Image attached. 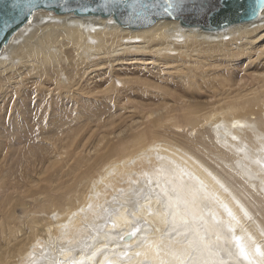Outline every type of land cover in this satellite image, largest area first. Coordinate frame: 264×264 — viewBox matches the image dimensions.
<instances>
[{
	"label": "bare ground",
	"instance_id": "bare-ground-1",
	"mask_svg": "<svg viewBox=\"0 0 264 264\" xmlns=\"http://www.w3.org/2000/svg\"><path fill=\"white\" fill-rule=\"evenodd\" d=\"M229 17L132 28L99 10L50 8L0 32V264H54L67 247L77 258L101 248L87 264H117L111 250L127 253L118 264H260L264 14L221 26ZM158 170L202 181L216 218L229 221L226 204L239 221L234 236L170 237L155 199L131 239L123 224L94 240L92 229L76 231L92 220L88 204L96 209L119 189L147 191L163 178ZM86 238L90 247L75 243Z\"/></svg>",
	"mask_w": 264,
	"mask_h": 264
},
{
	"label": "snow or ice",
	"instance_id": "snow-or-ice-1",
	"mask_svg": "<svg viewBox=\"0 0 264 264\" xmlns=\"http://www.w3.org/2000/svg\"><path fill=\"white\" fill-rule=\"evenodd\" d=\"M97 3L98 8L92 10L103 11L117 18L126 17L127 23H135L140 20L148 21L152 18H163L165 16L178 18L179 14H182L187 8L195 9L196 7L195 0H191V2L190 0H97ZM56 6L65 7L66 0L64 3H59L58 0L56 5L52 3V0H0V32L10 33L24 21L31 23L30 18L35 17L38 11L48 10ZM249 8L252 16H261L264 14V0H252ZM79 10L89 11L90 9L87 4L81 2ZM116 22L117 20L112 21V23ZM158 171L161 172L163 178L157 179L155 187L150 186L152 181L149 180L147 191L144 188H130L127 192L124 189H119L118 194L113 195L111 201L106 200L104 204L97 205L96 209H93L91 203L88 204L87 209L92 210V220L88 222V216H85V222L76 231L83 234L92 229L95 235L90 238L94 240L96 235H99L100 229H117L123 224L131 226V231L124 233L131 239L140 231L141 223H147L146 217L139 214L146 211L148 215H152L150 205L155 199V202L160 206V210L157 211L156 215L161 218L163 223L171 225V229L167 233L170 237L173 233L176 236L183 235L186 239L190 234L199 236L201 229L205 233L209 231L216 233L226 229L228 233L234 236L235 226L232 222L235 221L236 224H239V221L226 204L222 206L227 211L229 221L225 222L216 218V214L211 210V204L215 201L209 197L202 181L194 183L195 178L189 175L188 181L185 182L183 176L176 177L173 175L169 178L163 174V170ZM85 211V208L79 209V212ZM75 215H78V213H73V216ZM206 215H210L211 220L206 219ZM101 220L103 221L102 224L97 223ZM105 235L107 236L108 233L106 232ZM122 238L123 236H121ZM216 238L219 240V235ZM200 239L203 241V237H200ZM235 240L239 245V255L248 259L249 253L240 245V237L236 236ZM73 243L72 240L68 241L69 245ZM75 243L78 246H91L87 243V238L76 240ZM145 244H147L146 240L142 241L139 246L143 247ZM154 246L159 247L158 245ZM101 250V248H96L90 256L80 255L77 258L71 255L75 248H62L61 254L66 255L68 258L55 261L54 264H87ZM255 252L264 258V251H261L259 247H256ZM111 254L117 257V264L119 257L127 255L126 252L117 253L115 250H111ZM140 254L139 252L136 253V255ZM228 254L229 256L232 255L231 252ZM189 255L191 256V253ZM105 261L106 264H113V261H108L107 257H105ZM181 264H183V261ZM192 264H197L195 258H193ZM198 264H209V262L199 261ZM219 264H226V261L221 260ZM249 264H251V261ZM260 264H264V259L260 261Z\"/></svg>",
	"mask_w": 264,
	"mask_h": 264
},
{
	"label": "water",
	"instance_id": "water-1",
	"mask_svg": "<svg viewBox=\"0 0 264 264\" xmlns=\"http://www.w3.org/2000/svg\"><path fill=\"white\" fill-rule=\"evenodd\" d=\"M64 2L65 0H59V3H64ZM81 2L87 4L90 10L80 11L79 9H80ZM52 3L56 5L58 3V0H52ZM195 3H196L195 9L191 7L187 8L182 14H179L178 18L176 19H178L181 23H185V24H189L193 22L196 24L201 23L203 25V24H207L208 18L212 20L211 17L213 13L222 14L223 16H227V15L230 16L229 18L222 20V23H221V26H222V25L229 24L232 22L246 20L250 18V16H252L251 12H249L248 14L247 0H228L227 2H225L224 0H195ZM222 4L224 5V8H220ZM95 7L98 8L97 0H66L65 7L56 6L54 7V9L55 11L62 12V13L86 14V13L95 12V10H92ZM172 19H175V18H172ZM157 20H159V18H152L148 21L140 20L136 22V24H132L133 25L132 28H135L137 26L143 27L144 25L146 26ZM127 24L128 23H125V25Z\"/></svg>",
	"mask_w": 264,
	"mask_h": 264
},
{
	"label": "rangeland",
	"instance_id": "rangeland-1",
	"mask_svg": "<svg viewBox=\"0 0 264 264\" xmlns=\"http://www.w3.org/2000/svg\"><path fill=\"white\" fill-rule=\"evenodd\" d=\"M110 109H111V108L109 107V109H107V111L110 110ZM102 110H106V109L103 108ZM107 116H108V114H107V112H106V113L104 114V117H107ZM94 129H95V128H94ZM100 131H102V129H101Z\"/></svg>",
	"mask_w": 264,
	"mask_h": 264
}]
</instances>
